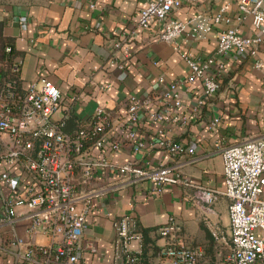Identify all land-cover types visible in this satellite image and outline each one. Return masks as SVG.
<instances>
[{"label":"crops","instance_id":"obj_1","mask_svg":"<svg viewBox=\"0 0 264 264\" xmlns=\"http://www.w3.org/2000/svg\"><path fill=\"white\" fill-rule=\"evenodd\" d=\"M240 1L182 0L169 18L187 21L201 15L209 29L204 38H197L187 26L176 40V51L172 44L159 39L162 22L154 20L147 28L137 26L145 0H0L3 32L14 39L21 53V87L46 78L60 89L62 100L54 118L66 117L65 132L76 131L94 108L101 106L111 116L109 135L122 142L118 152H107L109 159L119 163L133 160L147 167L163 165L170 168L173 176L188 182H167L156 191L150 180L130 183L125 175L100 170L84 188L98 193L91 196L85 217L80 250L83 264L111 263L115 236L112 223L125 215L135 218L146 229L173 219L186 242L203 248L207 258H217L219 248L224 252L226 246L212 237L208 225L219 230L222 241H228L229 200L218 194L207 203L195 193L199 187L224 190L223 147L264 134V72L253 66L255 60L264 61V39L254 56L216 52V35L227 28L234 27L242 35L259 33L253 16L238 18ZM222 8L223 16L230 21L213 22ZM113 41L119 46L113 47ZM182 54L193 59L213 56L222 63L221 71H209L218 78L220 90L186 125L153 121L149 113L161 108L159 102H154L139 113L136 129L148 141L161 127L167 137L192 145L194 151L172 155L154 147L134 153L124 135L126 110L132 96L161 95L170 82H177L182 104L176 113L184 115L194 104L195 94L201 91L198 80L190 86L186 84L189 66ZM214 118L218 122L211 126ZM16 232L24 236V224H17ZM11 233L8 228L0 229V238ZM25 239L40 244L50 241L42 233ZM90 242L96 251L87 247ZM156 242L162 244L163 240Z\"/></svg>","mask_w":264,"mask_h":264},{"label":"built area","instance_id":"obj_2","mask_svg":"<svg viewBox=\"0 0 264 264\" xmlns=\"http://www.w3.org/2000/svg\"><path fill=\"white\" fill-rule=\"evenodd\" d=\"M181 3L182 0H145L136 24L147 28L154 20L162 22L159 39L178 51L176 40L187 26L197 38H204V32L209 29L201 15L187 21L170 19L169 14ZM223 10L213 17V22L230 21L223 16ZM248 16L254 17L259 33L242 35L234 27L217 33L218 55L233 52L254 56L258 52L264 39V0H241L238 18L245 20ZM112 45L118 47L119 43L113 41ZM182 56L189 66L186 84L190 86L198 80L201 91L195 94L194 104L184 115L176 113L182 104L177 82H170L161 95L132 96L126 110L124 135L134 153L154 147L172 155L194 151L192 145L167 137L161 127L148 141L136 129L139 113L154 102H159L161 108L149 113L153 121L186 125L220 90L218 78L209 71L212 68L221 71L222 63L213 56L204 59ZM253 66L264 72V61L255 60ZM61 100L60 89L46 78L32 81L26 88L14 80L0 84V229L8 228L12 232L0 238V264H83L80 250L85 217L90 210L91 196L98 193L84 188L100 170L125 175L130 183L150 180L156 191L167 182L188 183L178 175L173 176L170 168L163 165L147 167L133 160L119 163L109 159L107 152H118L122 142L109 135L111 116L101 106H96L76 131L65 132L66 117L54 118ZM217 122L214 118L210 125ZM221 158L224 190L199 187L195 193L207 203L213 202L218 194L229 200L228 241H222L219 230L208 225L212 237L226 246L224 252L219 248L214 264H264V134L223 147ZM135 221L128 215L113 220L115 236L110 264H141L142 235ZM19 223L24 224L26 236L42 233L50 241L40 244L26 240L16 232ZM154 234L163 242L158 244L152 264H211L203 248L186 242L175 220L156 227ZM87 247L96 251L91 242Z\"/></svg>","mask_w":264,"mask_h":264},{"label":"trees","instance_id":"obj_3","mask_svg":"<svg viewBox=\"0 0 264 264\" xmlns=\"http://www.w3.org/2000/svg\"><path fill=\"white\" fill-rule=\"evenodd\" d=\"M4 24L0 21V84L5 80H14L20 86V63L21 53L16 49L15 41L3 32ZM9 51H6V48ZM17 67V70L14 69ZM136 229L142 235V248L140 253L141 264H152V257L159 250L156 240L158 237L154 234L156 228H142L139 222L135 221ZM212 259L211 258V262Z\"/></svg>","mask_w":264,"mask_h":264},{"label":"rangeland","instance_id":"obj_4","mask_svg":"<svg viewBox=\"0 0 264 264\" xmlns=\"http://www.w3.org/2000/svg\"><path fill=\"white\" fill-rule=\"evenodd\" d=\"M24 237H27L26 235H24ZM213 262H211V264H214V259H212Z\"/></svg>","mask_w":264,"mask_h":264}]
</instances>
